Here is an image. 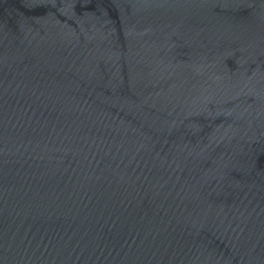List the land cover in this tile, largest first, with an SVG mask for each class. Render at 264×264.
I'll return each instance as SVG.
<instances>
[{
  "label": "water",
  "instance_id": "obj_1",
  "mask_svg": "<svg viewBox=\"0 0 264 264\" xmlns=\"http://www.w3.org/2000/svg\"><path fill=\"white\" fill-rule=\"evenodd\" d=\"M0 264H264V0H0Z\"/></svg>",
  "mask_w": 264,
  "mask_h": 264
}]
</instances>
